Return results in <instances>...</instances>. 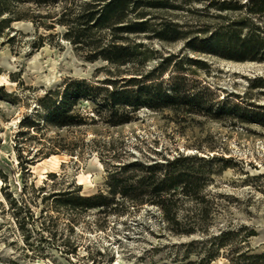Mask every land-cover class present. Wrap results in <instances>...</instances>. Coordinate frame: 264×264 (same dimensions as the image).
Masks as SVG:
<instances>
[{
	"label": "rangeland",
	"instance_id": "rangeland-1",
	"mask_svg": "<svg viewBox=\"0 0 264 264\" xmlns=\"http://www.w3.org/2000/svg\"><path fill=\"white\" fill-rule=\"evenodd\" d=\"M146 1L163 3L143 6L151 23L168 20L192 32L174 41L151 32L128 35L151 52L137 77L151 72L167 90L176 81L193 95L196 111L141 107L114 124L98 115V102L81 100L76 107L83 118L52 126L43 121L41 105L48 91L57 98L70 79L100 87L107 77L130 74L124 66L116 73L106 61L86 59V51L63 36V1L18 4L15 20L0 29V264H180L202 254L204 229L253 231L249 245L264 251V61L185 46L197 27L218 21L205 14L216 11L210 0ZM104 94L95 91L98 99ZM51 155L64 161L57 168L38 164ZM178 156H188L182 164L205 181L193 186L199 199L189 191L172 200L176 224L154 203L110 193L111 177L123 164ZM136 166L127 170L134 179L144 169ZM189 226L195 227L190 235L174 231ZM212 264L227 261L220 254Z\"/></svg>",
	"mask_w": 264,
	"mask_h": 264
},
{
	"label": "trees",
	"instance_id": "trees-1",
	"mask_svg": "<svg viewBox=\"0 0 264 264\" xmlns=\"http://www.w3.org/2000/svg\"><path fill=\"white\" fill-rule=\"evenodd\" d=\"M28 1L37 6L54 5L63 1L58 19L67 28L63 36L84 49L86 59L106 61L117 68L116 73H120L118 68L124 66L123 71L130 74L128 77H107L100 87H92L85 79H70L63 84L61 92H57V98L48 91L41 99L45 111L43 121L46 123L55 127L74 124L75 119L83 118L76 107L81 100L98 102V115L114 124L127 122L131 113L141 107L161 110L185 106L188 111H196L192 107L193 95L180 91L176 81L167 90L162 81H153L156 77H151V72L143 76L142 80L137 77L151 52L143 42L129 41L128 35H145L151 32L161 40L174 41L192 32L182 30L178 23L168 20L162 19L157 25L151 23L143 6L163 3L146 0H0V29L15 20L14 7ZM208 5L219 12L205 14L218 21L213 25L197 27L196 32L199 34L189 36L185 46L194 52L237 61H264V0H210ZM222 11L233 14H223ZM188 61L197 63L190 59ZM106 71L113 75L111 69ZM95 91H104V97L98 99ZM229 106L233 110L239 109L238 104ZM185 159L189 157L178 156L145 166L137 161L123 164L111 177L110 193L120 194L134 202L154 203L160 207L166 220L176 224V211H170L172 200H178L177 195L188 194L189 191H193L194 199H199L195 188L200 180L203 181L200 187L205 181L202 176L182 164ZM200 159L203 160V157ZM134 165L144 168L137 179L133 178L134 174H127L128 169H136ZM78 198L83 202L91 200V197ZM194 230L195 227L189 226L174 231L190 235ZM244 230L226 228L218 233H210L208 229H204L206 240L202 242V254L180 264H212L220 254L226 258L227 264H264V251L253 252L248 242V237L254 235V232ZM233 238L239 244L229 246L228 242ZM193 243L194 240L189 242Z\"/></svg>",
	"mask_w": 264,
	"mask_h": 264
},
{
	"label": "bare ground",
	"instance_id": "bare-ground-1",
	"mask_svg": "<svg viewBox=\"0 0 264 264\" xmlns=\"http://www.w3.org/2000/svg\"><path fill=\"white\" fill-rule=\"evenodd\" d=\"M63 161L64 160H60L57 156L51 155L50 157L45 158L44 160L42 159V161L39 162L38 164H45V163H47L50 167L57 168L59 166L60 162H63ZM85 177H87V176H83V175L82 176H79L78 177V183L79 184L84 183L85 182V179H86Z\"/></svg>",
	"mask_w": 264,
	"mask_h": 264
}]
</instances>
